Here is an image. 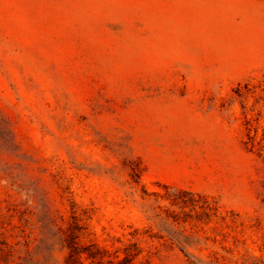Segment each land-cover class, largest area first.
Instances as JSON below:
<instances>
[{
  "label": "rangeland",
  "instance_id": "obj_1",
  "mask_svg": "<svg viewBox=\"0 0 264 264\" xmlns=\"http://www.w3.org/2000/svg\"><path fill=\"white\" fill-rule=\"evenodd\" d=\"M70 244L264 264V0H0V264Z\"/></svg>",
  "mask_w": 264,
  "mask_h": 264
},
{
  "label": "trees",
  "instance_id": "obj_2",
  "mask_svg": "<svg viewBox=\"0 0 264 264\" xmlns=\"http://www.w3.org/2000/svg\"><path fill=\"white\" fill-rule=\"evenodd\" d=\"M179 194L191 197V202H187L186 200H181L180 207L182 209L189 208L190 211H193V214H185L186 216L183 217V222H198V223H204L208 224L212 220H214L216 223L219 222H227V213L224 215L219 212L218 206H216L213 202L209 201L206 197L197 195V202L194 201V194L190 193L185 190H178ZM199 201V202H198ZM216 228V226L214 227ZM72 232V231H71ZM205 241L209 239L208 236L204 237ZM215 240V238H213ZM69 248V254L67 257V264H70V260H72V263L79 262V258L82 254H86V258H94L95 254L92 252L82 250L80 247L74 246V244H70L67 246ZM224 258H219L215 256L213 259H209L207 261H203L200 259H196L193 262L195 264H226L224 261Z\"/></svg>",
  "mask_w": 264,
  "mask_h": 264
}]
</instances>
